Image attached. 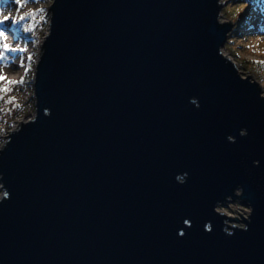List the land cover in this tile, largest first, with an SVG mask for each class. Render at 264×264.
<instances>
[{
	"label": "water",
	"instance_id": "obj_1",
	"mask_svg": "<svg viewBox=\"0 0 264 264\" xmlns=\"http://www.w3.org/2000/svg\"><path fill=\"white\" fill-rule=\"evenodd\" d=\"M224 5L53 0L0 148V264H264V89Z\"/></svg>",
	"mask_w": 264,
	"mask_h": 264
},
{
	"label": "rangeland",
	"instance_id": "obj_2",
	"mask_svg": "<svg viewBox=\"0 0 264 264\" xmlns=\"http://www.w3.org/2000/svg\"><path fill=\"white\" fill-rule=\"evenodd\" d=\"M3 1L0 0V3L2 4ZM223 1L225 5L221 11V19L231 21L235 25L223 47V52L236 62L241 74L252 76L253 79L260 82L264 89V63H258L264 61V33L258 36L249 35L246 37L234 33L239 26V20L247 13L256 14L264 4V0L235 1L236 3H231V0ZM52 2L53 0H28L24 8L17 12L18 6L15 5V0L11 1L10 11L17 15L35 11L37 8H43L44 11L36 12L35 19L29 16L22 22V24L28 23L31 31H25L22 25H11L10 32H8L10 42L14 46L26 47L28 51L8 54L10 59L7 62H0V69L9 79L24 80L22 84L11 86L13 89L11 92L0 93L4 97L3 100H0V146L6 141L8 133L17 127L19 121L27 119L35 113L33 77L43 39L49 31L50 11L48 9ZM20 56L25 57L24 68L19 66ZM28 56H31L32 59L28 60ZM5 69L12 73L7 74ZM0 87H3V84H0ZM12 96H15V100L11 104L7 103ZM245 208L247 209L239 203H229L218 207L220 211L235 217H239L236 216V210L242 209L244 211ZM234 213L235 215H233ZM234 224L243 226L241 221L234 222Z\"/></svg>",
	"mask_w": 264,
	"mask_h": 264
},
{
	"label": "snow or ice",
	"instance_id": "obj_3",
	"mask_svg": "<svg viewBox=\"0 0 264 264\" xmlns=\"http://www.w3.org/2000/svg\"><path fill=\"white\" fill-rule=\"evenodd\" d=\"M27 2L28 0H15V5L18 6L17 12L20 9H23ZM43 11H44L43 8H37L35 11L25 12L23 15H17L11 11L5 14L3 11H0V25H4V24L22 25L25 31H31L30 25L28 23L22 24V22H24L26 17L29 16L32 19H35L36 12H43ZM7 41H8V31H6L3 28H0V61L7 62L10 59L8 55L10 53H23L28 51L26 47H20L19 45L14 46L13 44L8 43ZM27 59L31 60L32 57L28 56ZM258 63H264V61H259ZM19 66L21 68L25 67V57L23 56L19 57ZM22 83H24L23 79L20 80L9 79L6 74L0 71V84H3V87H0V93H5V94L9 93L13 90L11 86ZM3 99H4L3 95H0V100ZM13 100H15V96H12L7 101V103L11 104ZM185 223H187V221H185Z\"/></svg>",
	"mask_w": 264,
	"mask_h": 264
},
{
	"label": "trees",
	"instance_id": "obj_4",
	"mask_svg": "<svg viewBox=\"0 0 264 264\" xmlns=\"http://www.w3.org/2000/svg\"><path fill=\"white\" fill-rule=\"evenodd\" d=\"M235 1L245 2L246 0H231V3H236ZM234 33H238L242 37L249 35L258 36L264 33V4L256 14H245V16L239 20V26Z\"/></svg>",
	"mask_w": 264,
	"mask_h": 264
},
{
	"label": "bare ground",
	"instance_id": "obj_5",
	"mask_svg": "<svg viewBox=\"0 0 264 264\" xmlns=\"http://www.w3.org/2000/svg\"><path fill=\"white\" fill-rule=\"evenodd\" d=\"M11 1L12 0H4L3 3H0V11H3L5 14H7L10 11V5H11ZM0 28L5 29L6 31L10 32L11 29V24H4V25H0ZM8 43L13 44L12 42H10L9 36H8ZM14 45V44H13ZM9 55H12V53H10ZM1 62V61H0ZM0 71H2L0 69ZM5 72L7 74H11L12 72L8 71V69H5ZM22 121V120H21ZM20 121V122H21Z\"/></svg>",
	"mask_w": 264,
	"mask_h": 264
},
{
	"label": "built area",
	"instance_id": "obj_6",
	"mask_svg": "<svg viewBox=\"0 0 264 264\" xmlns=\"http://www.w3.org/2000/svg\"><path fill=\"white\" fill-rule=\"evenodd\" d=\"M35 114V113H34ZM34 114L32 115V116H30V117H28L27 119H24V120H22V121H26V120H28V119H30V118H32L33 116H34ZM21 122L19 121V124H20ZM18 124V125H19ZM18 125H17V127H18ZM4 143H5V141H4ZM4 143L0 146V148L4 145ZM0 185H2L1 183H0ZM0 193H4V190H3V188L2 187H0ZM249 212H250V210L247 208H245V210L243 211L242 209H240V210H236V216H239V218H241L242 216H241V214L243 215V216H248V214H249ZM241 213V214H240ZM233 215H235V213L233 214Z\"/></svg>",
	"mask_w": 264,
	"mask_h": 264
},
{
	"label": "clouds",
	"instance_id": "obj_7",
	"mask_svg": "<svg viewBox=\"0 0 264 264\" xmlns=\"http://www.w3.org/2000/svg\"><path fill=\"white\" fill-rule=\"evenodd\" d=\"M197 106H198V105H197ZM241 134H242V135L246 134V130H242ZM0 187H3V186L0 185ZM8 198H10V194H8L7 192L0 193V201L5 200V199H8ZM243 230H247V227H244ZM228 234L231 235L232 233L229 232ZM180 235H181V236L184 235L183 231L180 232Z\"/></svg>",
	"mask_w": 264,
	"mask_h": 264
}]
</instances>
